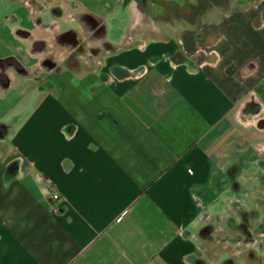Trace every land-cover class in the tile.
<instances>
[{
  "label": "crops",
  "instance_id": "crops-1",
  "mask_svg": "<svg viewBox=\"0 0 264 264\" xmlns=\"http://www.w3.org/2000/svg\"><path fill=\"white\" fill-rule=\"evenodd\" d=\"M263 159L264 5L171 33L144 0H0V264H201Z\"/></svg>",
  "mask_w": 264,
  "mask_h": 264
},
{
  "label": "rangeland",
  "instance_id": "rangeland-1",
  "mask_svg": "<svg viewBox=\"0 0 264 264\" xmlns=\"http://www.w3.org/2000/svg\"><path fill=\"white\" fill-rule=\"evenodd\" d=\"M144 3L158 30L175 33L185 28L197 27L206 21L216 20L234 9L255 4L261 7L264 0H144ZM94 42L88 36L81 45L80 52L85 57L92 53L91 49L96 46ZM249 105L251 106V103ZM255 105H252L251 110L256 108ZM255 113L248 110L244 114V117L248 118L247 121H250L248 125L254 131V127L259 126V122L255 121ZM254 136L251 138L253 142ZM259 166L261 172H264V159L259 161ZM233 188L238 194L228 198L226 210H205L196 219L194 235L202 252L201 264H249L250 260L264 257V202L263 210H259V195L260 192L263 193L260 190L264 189V186L260 189L256 186L253 189ZM249 239L254 243L246 246L245 241ZM258 264L264 262L258 261Z\"/></svg>",
  "mask_w": 264,
  "mask_h": 264
},
{
  "label": "built area",
  "instance_id": "built-area-1",
  "mask_svg": "<svg viewBox=\"0 0 264 264\" xmlns=\"http://www.w3.org/2000/svg\"><path fill=\"white\" fill-rule=\"evenodd\" d=\"M58 200H59V194L57 192H55V191H51L50 192V201H51V203L53 204V203H55ZM252 243H254L252 239H249L248 241H245L246 246H249Z\"/></svg>",
  "mask_w": 264,
  "mask_h": 264
}]
</instances>
